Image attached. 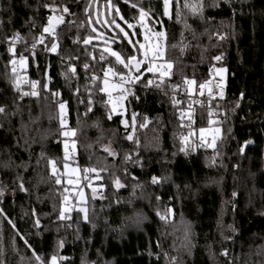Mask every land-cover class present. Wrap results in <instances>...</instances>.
<instances>
[{
    "label": "trees",
    "instance_id": "16d2710c",
    "mask_svg": "<svg viewBox=\"0 0 264 264\" xmlns=\"http://www.w3.org/2000/svg\"><path fill=\"white\" fill-rule=\"evenodd\" d=\"M186 2L199 0H174L167 17L163 0H0L3 264H51L54 255L58 264H174L173 258L175 264H264V0H221L219 6L203 0L201 15ZM53 4L56 13L44 6ZM111 8L113 20L127 29L138 25L139 33L143 9L150 28L165 31V60L172 63L170 77L138 80L125 99V120L100 91L110 66L127 69L105 47L111 41L127 60L141 53L103 21L105 13L113 25ZM52 15L64 16L56 38L43 33ZM17 33L21 42L13 54L6 44ZM52 43L56 52L48 50ZM21 56L26 90L38 95L21 98L15 89L11 61ZM85 64L97 76L91 86ZM218 67L227 71L230 102L221 111V138L214 148L179 141L190 93L177 94L175 87L194 80L196 91ZM210 109L198 107L196 132L209 125ZM133 114L137 132L131 141ZM66 130L76 131L75 163L98 177L102 188L98 198L88 190L87 220L77 206L67 213L70 219H59L65 197L71 202L61 174ZM250 140L254 144L244 148ZM108 145L116 156L105 151ZM153 177L159 182L153 184Z\"/></svg>",
    "mask_w": 264,
    "mask_h": 264
},
{
    "label": "rangeland",
    "instance_id": "374dc122",
    "mask_svg": "<svg viewBox=\"0 0 264 264\" xmlns=\"http://www.w3.org/2000/svg\"><path fill=\"white\" fill-rule=\"evenodd\" d=\"M173 1L174 0H170V3L168 5V13L169 14L166 15L167 17H170V15H171V6H172ZM109 14L111 16V19L113 20V17L115 14L113 13L112 8H111ZM116 15L119 16L118 12ZM96 16H98V14H96ZM102 17L104 19L103 21L107 24V26L113 32L120 33L124 36V34L122 32H120V30L118 28H116L115 25L119 24L122 28H124V30L129 33V37L133 40V43H135L136 41H140L141 43H145V44L150 45L151 48H155L156 46H159L163 50L164 56L162 58H157L155 60L152 58V51H149V56L147 59H145V57L143 55L144 50H142V49L140 50L141 58L136 56L138 60L144 61V63L141 66L142 73L139 75L140 78H142L143 76H145L147 74L159 76L160 78L170 77L172 67L170 69H168L167 63H166L167 61L165 60L166 33L164 30H161V31L152 30L150 28L148 22H147L146 16L141 21V26H140L141 32L140 33L136 29L138 27V25H133L132 28L128 27V29H127L125 26H123L118 21H115V24L111 25V23H109V21L107 19V15L105 13L102 14ZM127 26H128V24H127ZM157 32H163V33H165V35L163 37H157L156 36ZM133 33H135V35H133ZM146 35L149 37V39L147 41H145V39H144V37ZM92 40L95 41L96 39H91V41ZM107 42H108V45L105 47V51H106V49H109L111 51L119 52L113 48V46H112L113 43L111 41H107ZM127 42H128V40H127ZM137 47H138V45H137ZM106 53L110 54V51H106ZM121 56L127 62V59L122 54H121ZM133 62H135V61H133ZM117 65L120 68H124L123 65H120V64H117ZM150 65L156 69L154 72H148L147 71V68ZM160 65H163V66L159 67ZM219 69H223L224 71H222V72L218 71ZM214 77L217 79H220L223 83H227V71H226V69H224L222 67L216 68L214 71ZM104 79H105V76L102 79V84H101L102 88L104 87V84H103ZM107 80H108V92H103V93L107 96V99L109 101L112 113L114 115H121L125 120L126 115H127V112H126L127 110H126V105H125V98L123 96L124 89L122 86H120L114 80L112 73L108 74ZM136 82H138L137 79H136ZM188 90H189V93H195V84H188ZM108 93H111V101L109 100ZM121 96H123V99H120ZM60 114H61L60 119H61V121H63V123H62L63 127H67L68 124H67V121L65 120L66 109L65 108L61 109ZM214 123H215V121L212 119L208 126L202 127L203 129H205V131L202 134L200 132V129H202V128H200L197 132L195 131L196 132L195 134L197 135V137L200 140H204V143H206L209 148H214L217 141L222 136L221 127L217 124H214ZM65 132H68L69 135H67V136L64 135L65 140L63 142V153H64L65 163L63 165V169L61 171V174L63 176V180H64L65 184L68 186V190H69L68 194L73 193L75 195H78L77 210L79 211L80 208H86L87 209L86 205L88 203V193H89L88 190H90V192L94 193V197L98 198L99 196H97V192L102 191V188L96 184L99 181L98 177L91 176L89 171H85V174H83V169L78 164L75 163V159L78 156L76 131L75 130H70V131L66 130ZM73 132L75 133L74 135L72 134ZM66 145H67V147H66ZM106 148L110 149L111 152L115 153L112 145H108ZM112 156H116V153H115V155H112ZM55 172H57L56 169H55ZM83 179H84V181H83ZM84 183H86L87 186H84ZM79 189H81L80 192H79ZM81 193H83L82 196H81ZM64 208L69 209L68 198L66 199ZM81 213L84 216V213L83 212H81ZM57 264H58V261H57Z\"/></svg>",
    "mask_w": 264,
    "mask_h": 264
},
{
    "label": "snow or ice",
    "instance_id": "6c2138e0",
    "mask_svg": "<svg viewBox=\"0 0 264 264\" xmlns=\"http://www.w3.org/2000/svg\"><path fill=\"white\" fill-rule=\"evenodd\" d=\"M126 2H127V0H126ZM220 2H221V0H216L215 6H219ZM224 2H227V0H224ZM169 3H170V0H164L165 15L169 14L168 13V5H169ZM44 6L47 7V8H50L53 13H56L58 11V8L54 4L53 5H44ZM133 7H136V5H133ZM184 7L185 8H191V11H192L193 15H201L202 11H203V0H199V3H192V4H188L186 2ZM62 11L64 13H69V9H68L67 6H64ZM146 15H147V13L143 9H140V19H141V21L144 19V17ZM121 19H123V17H121ZM63 23H64V16L63 15H59V16L52 15V16H49L48 17V24H47V26H45L43 28V33H48V34L52 35L53 38H56V36H57V32H56L57 26L59 24H63ZM112 23L115 24V20H113ZM115 26H116V28H118L120 30V32H122L124 34L123 38L127 39L128 43L131 44L136 51H140L141 49L144 50L143 51V55H144L145 59L148 58L149 51H152V58L154 60L157 59V58H162L164 56V52L159 46H156L155 48H151L150 45L145 44V43H141L140 41H136L135 43H133V40L129 37V33L126 32L124 30V28H122L119 24H116ZM128 27L132 28L133 25L128 24ZM133 35H135V33H133ZM164 35H165V33H163V32H157L156 33L157 37H163ZM20 38L21 37L19 36L18 33L14 37L15 40H19ZM221 38H223V37H221ZM144 39H145V41H147L149 39V37L146 35L144 37ZM43 41H44V36L42 34L41 37H40L39 42L43 43ZM74 42H77V41H74ZM83 43L84 44L90 43V38L89 39H85L83 41ZM137 45H138V47H137ZM33 47H35V44H33ZM57 47H58L57 43H52L50 49H48V50L51 51V52H56L57 51ZM173 47H175V45H173ZM9 51L14 54L15 49L10 47ZM106 51H110V55L115 57V60H116L117 64L123 65L124 68L130 69V71H131V68H132V62L133 61H135V71L136 72L140 71V66L144 63L143 60H138L136 56H130L128 58L127 62H126V60L124 58H122L121 53L116 52V51H111L109 49H106ZM101 58L103 59V56ZM215 59L217 61H219L221 59V57L217 56V57H215ZM25 62H26V58L21 56L20 59H19L20 65L23 66L25 64ZM16 63H17V61L15 59H13L11 61V64L13 65L12 73L14 75L17 72V69L15 67ZM166 63H167V68L170 69L172 67V63L170 61H167ZM162 66L163 65H160L159 67H162ZM88 67H89L88 64L84 65L85 69H87ZM155 70L156 69L153 66H151V65L147 68L148 72H154ZM70 71L72 73H75V71H76L75 67L74 66H70ZM218 71L222 72L224 70L223 69H219ZM109 73H112L113 75H117V73L114 71L113 67H111V66L107 69V71L104 72V76H105V79L103 81L104 87L100 89V91H102V92H108L107 76H108ZM92 79L96 80L97 77L94 76ZM120 79L123 82V81H125L127 79V77L121 76ZM136 79L139 80L140 77L136 76ZM148 83L150 85L152 83V81H149ZM185 83L186 84H195V81L194 80L189 81V80L186 79ZM157 86H159V85H157ZM205 86H206L205 84H200L199 88L202 90V89L205 88ZM16 87H17V90H19V83L18 82L16 84ZM31 87H32V89H35L37 87V82H35V81L31 82ZM23 94L24 95H33V96L38 95V93L36 91L25 92ZM201 94H203V93L201 92ZM108 95H109V100L111 101V93H108ZM220 95H221V98H223V93L222 92H221ZM120 99H123V96H121ZM176 103H179V102L176 101ZM60 108L61 109L64 108V104L63 103L60 104ZM4 112H5V108L3 106H0V113H4ZM108 118L111 119V115H109ZM181 118L183 119V114H181ZM61 123H63V121H61ZM133 124H135V114H133ZM143 126L144 125H141V127H143ZM204 131H205V129H203V128L200 129L201 134ZM72 134L74 135L75 133L73 132ZM64 135L67 136V135H69V133L65 132ZM127 139L132 140L133 136L132 135H128ZM137 143H138V141H137ZM66 147H67V145H66ZM105 151H108L110 155H115V153L111 152L110 149H108V148H105ZM241 151H243V149H241ZM126 159H128V157H126ZM52 164H53V174H55V163L52 162ZM85 171H89V170H85ZM90 171H96V170L95 169H91ZM60 182H61L60 178H57L56 183L59 184ZM158 182H159V180H158L157 177H153L152 178V183L153 184H156ZM115 184H116V186L118 188L124 186V185H122L120 183L119 179H117L115 181ZM20 187H21V190H26V189H24L23 183H21ZM2 195H3V192L0 191V196H2ZM82 195H83V193H81V196ZM66 199H67V197H65V200ZM157 199H159V197H157ZM2 211L3 210L0 209V213H2ZM69 211H70V209H68V208H62L61 211H60V214H59V219L60 220L70 219L71 218L70 215H67V213H69ZM79 211L84 213V219L87 220V209L86 208H80ZM167 211L170 213L171 209H168ZM157 215H159L162 220L166 219V216L162 215L159 212L157 213ZM9 223H11V221H9ZM36 224L39 225V220L36 221ZM25 243L27 244V241H25ZM60 247L61 248L63 247V241L60 242ZM0 254H2V253H0ZM223 254L227 255L226 252L223 253ZM37 259H39V257H37ZM59 259L63 260V259H66V258L65 257H60ZM173 261H174V264H175V258H173ZM0 264H3V261H0ZM51 264H57V256L54 255V256L51 257Z\"/></svg>",
    "mask_w": 264,
    "mask_h": 264
},
{
    "label": "built area",
    "instance_id": "2783aa9c",
    "mask_svg": "<svg viewBox=\"0 0 264 264\" xmlns=\"http://www.w3.org/2000/svg\"><path fill=\"white\" fill-rule=\"evenodd\" d=\"M21 42V38L19 40H15V39H11L9 42H7V46L17 49V47L19 46ZM17 63L15 65L17 72L14 75V77L16 78L14 86L15 89L17 90L16 84L17 82L19 83V93L21 98L27 97L28 95H24L23 93L28 92L26 90V77L24 75V68L20 65L19 60L16 59ZM100 61H102V59H100ZM13 67V66H12ZM116 72V71H115ZM117 75H113L114 80L123 87L124 92H123V96L125 99L129 98L130 95L132 93H134L135 90V86H136V73L134 72V70L131 68L130 69H125L123 72H116ZM85 74L87 76V78L90 80L89 85H93V77H97L95 72L93 70L90 69H86L85 70ZM212 77L206 81L205 84V88L204 89H200L199 87H197L195 93H190V101L188 102V112L187 114L184 115L183 120H184V129L179 133L178 135V140L179 141H183V142H199L200 144H206L204 143V140H200L197 135L195 134L196 130H195V124L197 121V109L198 107H200L201 105L207 104L211 107L210 109V114H211V118L209 120L210 121L213 119L215 121L214 124H221L223 123V116L221 111H223V109L225 107L230 106V102H229V96H228V92H227V86L225 83H223L220 79H217L214 77V73H212ZM124 76L127 77V79L125 81H121L120 77ZM104 77V76H103ZM159 85V86H157ZM152 86L159 89L161 87V84L158 81H155L152 83ZM188 84H186L185 82L182 83L181 85L175 87V93L177 94H184L187 93L188 91ZM201 92L203 94H201ZM221 92L223 93V98H221ZM139 100V98H137ZM254 144L253 140H250L249 142H246L244 144V148L247 146H251ZM77 198L78 195H75L73 193L69 194V199L71 200L70 204H69V209H70V213L75 212L76 210V206H77ZM70 215V214H67ZM168 216L171 217V215L168 214ZM167 216V217H168Z\"/></svg>",
    "mask_w": 264,
    "mask_h": 264
},
{
    "label": "water",
    "instance_id": "95a60500",
    "mask_svg": "<svg viewBox=\"0 0 264 264\" xmlns=\"http://www.w3.org/2000/svg\"><path fill=\"white\" fill-rule=\"evenodd\" d=\"M60 25H62V24H59V25L57 26V28H58ZM141 66H142V65H141ZM141 66H140V69H141ZM132 69L134 70V72H135L136 74L139 73V72H136V71H135V62L132 63ZM158 81H159L161 84L164 83V80H163V79H159ZM136 132H137V121H136V119H135V124H133V119H132V134H131V135L133 136V139H134V136H135ZM133 139H132L131 141H133Z\"/></svg>",
    "mask_w": 264,
    "mask_h": 264
}]
</instances>
